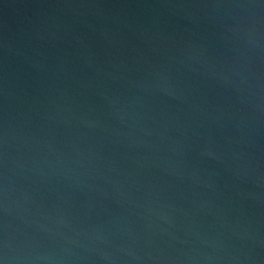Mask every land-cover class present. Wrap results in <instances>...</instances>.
Wrapping results in <instances>:
<instances>
[{
	"label": "water",
	"instance_id": "1",
	"mask_svg": "<svg viewBox=\"0 0 264 264\" xmlns=\"http://www.w3.org/2000/svg\"><path fill=\"white\" fill-rule=\"evenodd\" d=\"M0 264H264V0H0Z\"/></svg>",
	"mask_w": 264,
	"mask_h": 264
}]
</instances>
